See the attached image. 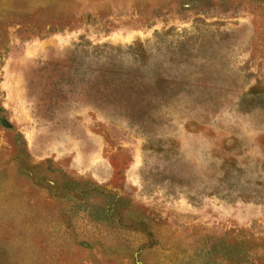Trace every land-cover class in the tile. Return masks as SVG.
Wrapping results in <instances>:
<instances>
[{
	"label": "rangeland",
	"instance_id": "1",
	"mask_svg": "<svg viewBox=\"0 0 264 264\" xmlns=\"http://www.w3.org/2000/svg\"><path fill=\"white\" fill-rule=\"evenodd\" d=\"M0 264H264V0H0Z\"/></svg>",
	"mask_w": 264,
	"mask_h": 264
}]
</instances>
